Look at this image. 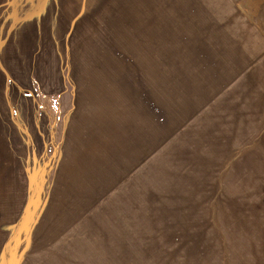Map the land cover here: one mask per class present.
<instances>
[{"label": "rangeland", "instance_id": "rangeland-1", "mask_svg": "<svg viewBox=\"0 0 264 264\" xmlns=\"http://www.w3.org/2000/svg\"><path fill=\"white\" fill-rule=\"evenodd\" d=\"M248 29L264 0H0V264H264Z\"/></svg>", "mask_w": 264, "mask_h": 264}, {"label": "crops", "instance_id": "crops-1", "mask_svg": "<svg viewBox=\"0 0 264 264\" xmlns=\"http://www.w3.org/2000/svg\"><path fill=\"white\" fill-rule=\"evenodd\" d=\"M251 24V22H249ZM251 27V26H250ZM249 33L244 36L243 46L245 48L243 52L244 58V74L248 76L249 81H251V76L253 77V82L258 83V88L260 94L258 99L261 101V108H257L253 100L250 106H253V110H264V34L261 30L258 34L248 29ZM225 98H222L218 105H223ZM257 108V109H255Z\"/></svg>", "mask_w": 264, "mask_h": 264}]
</instances>
